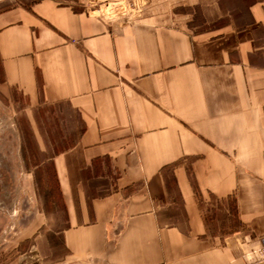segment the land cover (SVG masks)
I'll use <instances>...</instances> for the list:
<instances>
[{"label": "crops", "instance_id": "0c3cea01", "mask_svg": "<svg viewBox=\"0 0 264 264\" xmlns=\"http://www.w3.org/2000/svg\"><path fill=\"white\" fill-rule=\"evenodd\" d=\"M126 1L0 12V84L78 129L52 159L67 217L45 250L53 264H250L239 234L208 235L201 200L232 201L264 245V0H231L237 22L213 34L189 28L182 0L137 20Z\"/></svg>", "mask_w": 264, "mask_h": 264}, {"label": "rangeland", "instance_id": "374dc122", "mask_svg": "<svg viewBox=\"0 0 264 264\" xmlns=\"http://www.w3.org/2000/svg\"><path fill=\"white\" fill-rule=\"evenodd\" d=\"M36 1L0 0V12L29 7ZM182 1L175 11L190 17L189 28L195 33L213 34L237 22L240 13L231 0H220V7L214 0ZM141 5L142 1L127 0L125 17L137 20L150 10H171L169 0H149L142 5L144 11ZM77 134V126L73 129L58 106L33 105L0 84V264H53L61 259L59 250L44 247L47 233L61 230L67 217L52 159L70 148ZM201 201L208 235L220 242L232 241L239 234L240 242L243 237L247 244L245 253L253 260L250 264H264V245L253 242L237 223L233 202L208 197Z\"/></svg>", "mask_w": 264, "mask_h": 264}]
</instances>
